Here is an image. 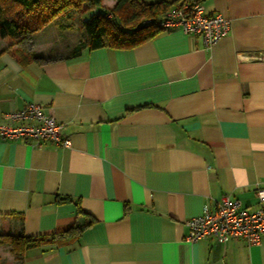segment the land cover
Here are the masks:
<instances>
[{
	"label": "crops",
	"instance_id": "crops-1",
	"mask_svg": "<svg viewBox=\"0 0 264 264\" xmlns=\"http://www.w3.org/2000/svg\"><path fill=\"white\" fill-rule=\"evenodd\" d=\"M202 3L230 20L210 48L174 27L65 58L48 56L43 37L22 63V43L0 39V119L39 103L71 141L0 138V217L27 236L84 221L78 208L96 219L78 242L29 249L18 264H264V235L185 239V221L223 194L253 209L264 186V0Z\"/></svg>",
	"mask_w": 264,
	"mask_h": 264
},
{
	"label": "trees",
	"instance_id": "trees-1",
	"mask_svg": "<svg viewBox=\"0 0 264 264\" xmlns=\"http://www.w3.org/2000/svg\"><path fill=\"white\" fill-rule=\"evenodd\" d=\"M186 2L191 8L202 3V0H115L111 7L106 6L103 0H0V39L10 42L9 47L20 44L60 14L75 10L78 13L90 14L81 21L80 39L65 58L78 57L85 49H128L164 30L157 22L174 6H183ZM145 20L147 21L144 22ZM17 53L18 55L14 51L22 63L35 58L34 54L28 57L21 52ZM78 212L85 215L86 219L64 229L35 236H27L20 229L16 237L4 238L11 244V252L19 259L27 250L43 244H74L78 242L81 233L96 221L81 208H78Z\"/></svg>",
	"mask_w": 264,
	"mask_h": 264
},
{
	"label": "built area",
	"instance_id": "built-area-1",
	"mask_svg": "<svg viewBox=\"0 0 264 264\" xmlns=\"http://www.w3.org/2000/svg\"><path fill=\"white\" fill-rule=\"evenodd\" d=\"M188 8L187 2L174 6L157 24L164 29L177 27L186 34L200 35L206 48L228 33L229 18L221 13H205L203 3ZM61 127L43 106L30 101L0 119V138L21 140L38 147L44 142L69 147L70 138L61 134ZM255 194L258 201L253 209L241 207L237 199L223 194L213 210L206 208L185 221L188 228L185 239L194 242L210 237L219 243L244 239L248 244H259L264 235V186H257Z\"/></svg>",
	"mask_w": 264,
	"mask_h": 264
},
{
	"label": "rangeland",
	"instance_id": "rangeland-1",
	"mask_svg": "<svg viewBox=\"0 0 264 264\" xmlns=\"http://www.w3.org/2000/svg\"><path fill=\"white\" fill-rule=\"evenodd\" d=\"M105 4H114L115 0H103ZM89 12L78 14L76 11H71V17H67L64 14H60L56 19L51 21L48 25L44 26L40 31L34 33L33 36L27 41L22 42L21 46H18L20 50H13L15 54L21 52L24 55L31 57L34 54V48L38 39L46 38L47 43L44 46L46 50H50L48 56H67L71 51H68L66 54H60L58 51H67L69 50L68 45L73 43L75 34L80 36V22L88 18ZM61 25L70 26V31H65L62 29ZM69 36L68 41L64 42L62 40L65 36ZM63 44H60L62 43ZM3 44V41H0V45ZM37 47V46H36ZM23 49V50H21ZM17 51V52H16ZM20 233V222L16 217H0V264H18V257L11 252V244L5 240V236L16 237ZM13 258L15 261H13Z\"/></svg>",
	"mask_w": 264,
	"mask_h": 264
}]
</instances>
